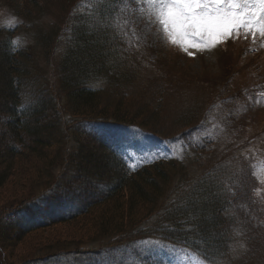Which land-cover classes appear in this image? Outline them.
Segmentation results:
<instances>
[{
	"label": "trees",
	"instance_id": "1",
	"mask_svg": "<svg viewBox=\"0 0 264 264\" xmlns=\"http://www.w3.org/2000/svg\"><path fill=\"white\" fill-rule=\"evenodd\" d=\"M0 1L33 31L29 43L12 44L19 27L0 28V190L11 179L10 197L19 200H6L7 210L0 211L3 264L15 259L32 264L34 256L33 263L47 262L79 254L88 242L117 244L134 237L183 247L207 263L229 258L241 241L240 258L229 263L264 264V227L253 225L264 218V210L253 198L252 169L248 164L237 168L239 158L228 155L241 147L237 137H226L236 124L227 116L234 111L223 110L226 118L219 120L215 114L217 105L229 98L238 102L244 91H231L227 80L214 82L209 99L217 102L204 109L184 102L178 108L171 96L180 84L197 80L189 71L179 72L181 67H162L157 54L146 53L145 40L134 29L133 0H87L88 8L68 28L70 40L58 59L53 55L66 24L61 18L41 23L51 0ZM102 22L108 24L104 31L95 28ZM121 47L129 49L125 55ZM133 90L147 97H128ZM95 121L141 129L163 142L203 133L199 141L187 143L193 170L174 159L133 171L110 143L87 130L85 125ZM224 139L230 144L222 147ZM33 170L36 179L42 174L45 180L31 193L20 175ZM39 200L49 213L35 218L32 205ZM58 225L66 234L52 240L69 242L25 253L28 239ZM19 246L25 250L13 257Z\"/></svg>",
	"mask_w": 264,
	"mask_h": 264
},
{
	"label": "rangeland",
	"instance_id": "2",
	"mask_svg": "<svg viewBox=\"0 0 264 264\" xmlns=\"http://www.w3.org/2000/svg\"><path fill=\"white\" fill-rule=\"evenodd\" d=\"M75 2L76 0H73V2H66V0H51L48 4V12L45 13V17L42 19L41 23H47L50 18H61V20L66 24L64 30H61L59 33L58 42L53 55L54 59L59 58L58 55L63 51L64 46L70 40V37L68 36L69 26H74L73 23L76 20L75 18L78 13H83V11L86 10L90 4H88L87 0H81L77 3ZM133 2L134 11L137 16L134 26V29L136 30L135 33L136 36H138V32L141 40H145V45L148 47L146 48V53L157 54L159 56L158 62L161 61L163 64L162 67H171V71H174L175 67H181L179 72L182 71L183 74H187L189 71L192 80H197V82L191 81L184 85L180 84V90L178 89L179 91H175L171 96L174 101L179 102L178 108L183 106L185 107V105L190 103H197L198 106H202L204 109L209 104L211 106L212 102H217L219 98L214 100L209 99L210 93L214 92V90L208 87H211L210 85H213L214 82L222 83L227 80L231 91H244L238 102L234 103V101L229 98L228 101H223L221 102V105H217L216 109L218 112H215V114L216 119L219 120L220 118H226V113L223 110L227 113H229L228 111L230 109L231 112L232 110L234 111V113L232 112L227 116L233 117L232 119L236 124L232 128L233 132L231 130L229 132V136L227 135L226 137L230 140H235L237 137L240 141L241 147L239 149H235L233 152L229 151L228 155L239 158L237 162H234V165L237 168L240 166L245 168L248 164L249 168L252 169L251 173L254 177V184L256 185L253 198L259 202L264 210V37H261L258 32L255 39H253L251 34H248L247 37H245V30L241 29L238 37L234 34L232 38L227 39L224 43L218 45L211 51L206 50L203 52H195L194 49H190V51L195 52V56L194 58L189 57L179 46L171 45L164 39L163 33L159 30V25L155 22V18L150 15L151 9L147 4H139L137 3V0H133ZM2 3L3 2L0 1V28L19 27V31L15 36L16 40L25 44L29 43L30 37L33 35L31 24L26 21H20V19H18L12 11ZM12 18H15L17 23L13 27H8L7 22L12 20ZM87 18L88 21L92 20V18ZM107 25L106 22H102L100 27L98 26L95 28L104 31L102 27H106ZM128 50L129 49L127 47H121L119 53L125 55ZM143 62L146 65L147 62L150 61H148V58L146 57L143 59ZM198 79L206 82H209V80L213 81L209 85H205L199 83ZM126 95L128 97L130 95L135 96L137 99L141 98L140 96L147 97L146 94L139 93L136 90H133L131 93ZM168 113H171V111ZM175 113L177 112L175 111L174 114ZM166 118L170 119V115ZM85 126L87 130L98 134L110 143L123 157L128 167L133 171L160 160L182 159L184 160V163L187 164V167L193 166L191 163V159H193V157H189L190 154L186 151L187 143H195L199 141L200 136L203 134H200L197 131L191 135H186L182 139H177L171 142H163L157 140L152 135L141 129L123 127L111 122L95 121L93 123H87ZM238 131L240 132L239 134ZM226 140L227 139L221 141L223 144L222 147H225L226 144H230V142H227ZM201 146L202 145L198 147ZM206 149L207 148H205V151ZM223 150L226 149L223 148ZM205 151L199 150L198 154L204 153ZM227 152L228 151H226V154ZM233 157H228L227 159L232 160ZM31 167L33 169V165ZM192 170L193 168L191 167L189 171ZM34 175H36V170L29 171V173L21 172L20 175L22 183H25V190H30L29 192L31 193L39 191L40 184L43 180H45V175L41 174L37 179ZM64 176L68 178L69 175L65 174ZM10 180L8 181L6 188L0 190V211L7 210L8 207L3 203L6 200L7 202H12L14 204L19 201L18 199H12L10 197V195L14 192L12 191L14 190V187H12L13 185H11ZM28 180H32L30 181V186ZM257 191H259L258 195ZM43 208L44 202L40 200L36 202V204L32 205V209L34 213H36L34 215L35 218L47 216L49 212L42 211ZM53 209L55 208L52 206V210ZM9 216L16 222L18 219H20V221H25V219L21 216ZM9 216L3 219L4 222L8 221L7 218ZM26 219L28 220V218ZM253 225L264 227V218H261V220L257 219V221H254ZM63 228L64 226L58 225L52 230L54 232L46 230V232L44 231L41 235L39 233V235H35L33 238L28 239L27 241L30 243L27 245L26 250L24 246L17 247L16 251L13 252V257H19L22 249L25 250V253H27V251L37 253V250L43 251L45 248H54L55 245L58 244L59 240H64L63 243L69 242L70 240H65L63 237L55 241L52 240L57 233L59 236H64L66 234V231H63L62 233L61 231H58V229ZM47 237H50L49 239L51 240L48 239L46 243L44 242L39 246L36 245L38 240L41 238L47 239ZM106 241L107 240H98L88 242L81 246V250L83 251L79 254L62 255L47 262L33 263L32 261L35 259L34 256L31 263L233 264L229 263L230 260L232 262L240 258L242 250L240 247L243 245V243L239 241L234 245L229 258L225 260H218L213 263H207L183 247L174 246L158 239L134 237L133 240L128 239L125 242L117 244H109L106 243ZM3 255L5 256L4 253H0V264H3ZM39 256L41 257V254H39ZM19 262L20 261L16 259L14 261L15 264H18Z\"/></svg>",
	"mask_w": 264,
	"mask_h": 264
},
{
	"label": "snow or ice",
	"instance_id": "3",
	"mask_svg": "<svg viewBox=\"0 0 264 264\" xmlns=\"http://www.w3.org/2000/svg\"><path fill=\"white\" fill-rule=\"evenodd\" d=\"M147 4L164 39L189 57L211 51L245 30L255 39L264 37V0H137ZM15 18L7 22L16 24ZM17 44L18 40H13ZM194 49V51H190ZM12 51H16L15 48ZM259 191H257V195ZM243 247V245H241Z\"/></svg>",
	"mask_w": 264,
	"mask_h": 264
}]
</instances>
